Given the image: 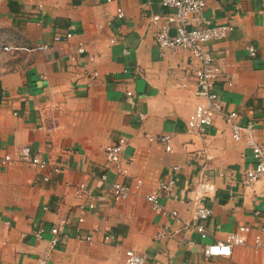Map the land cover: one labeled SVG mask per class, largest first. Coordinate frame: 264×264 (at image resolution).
Listing matches in <instances>:
<instances>
[{
	"label": "crops",
	"instance_id": "obj_1",
	"mask_svg": "<svg viewBox=\"0 0 264 264\" xmlns=\"http://www.w3.org/2000/svg\"><path fill=\"white\" fill-rule=\"evenodd\" d=\"M205 3V19L233 27L204 47L221 70L214 90L224 112L251 123L264 145V0ZM166 13L160 0H0V153L29 146L61 168L48 181L23 164L0 170V264H125L128 250L144 264H264L253 246L264 226V181L244 184L252 153L245 140H232L223 116L204 133L188 130L204 102L199 63L187 50L158 49L151 18ZM79 46L85 52L77 55ZM164 135L172 152L149 141ZM120 141L116 170L105 149ZM169 180L171 193L159 192ZM115 182L131 187L127 200L113 199ZM153 192L161 214L145 199ZM200 206L212 211L200 221L204 240L188 227ZM55 226L59 244L51 247ZM76 226L91 244L77 240ZM242 226L251 232L229 258L203 254Z\"/></svg>",
	"mask_w": 264,
	"mask_h": 264
},
{
	"label": "built area",
	"instance_id": "obj_2",
	"mask_svg": "<svg viewBox=\"0 0 264 264\" xmlns=\"http://www.w3.org/2000/svg\"><path fill=\"white\" fill-rule=\"evenodd\" d=\"M162 7L168 9V13L164 16L155 15L151 18L153 25L158 26L155 35V42L160 51L167 49H184L189 51L199 63L198 68L194 71L195 84L197 87L196 94L204 99L203 103L195 106L193 113L188 119L187 128L193 133H204L207 128L211 127L213 120L217 116H223L231 132V138L234 142H242L245 140L249 147L253 165L248 168L244 174V184L251 185L257 181H264V145L259 144L254 139L253 125H241L237 121L235 112H224L217 93L214 88L216 83L221 78V70L214 63L212 56L205 50L206 43L210 41L223 40L233 30V27L228 25H214L210 19H205L202 13L205 9V0H160ZM116 17L122 19L124 12L122 9H117ZM71 33H67L64 37L55 36V42H61L63 39H70ZM47 45H40L36 49L38 51L47 50ZM249 55L255 56V49L251 46L247 47ZM4 51L9 50L8 47H3ZM85 52L82 46L76 50L77 55ZM69 59L74 60L72 55ZM129 96L130 93H127ZM151 143L162 145L166 152H172L171 137L169 135L161 136L158 139L149 138ZM124 141H120L115 145L106 147V160L114 165L116 170H120V157L123 151ZM16 164L27 165L33 169L43 172V181H48L52 175L61 173L59 165L50 163L44 159L39 153L34 152L31 147L25 146L15 154L0 153V170L9 168ZM142 184L141 180L136 181L135 188L138 189ZM174 187V181L169 180L159 183L158 191L169 195ZM78 193L84 197L90 196V192L84 185H79ZM111 194L115 201L127 200L132 192L130 186L120 182H115L111 185ZM159 193L148 194L145 199L149 203L153 212L161 214L163 209L159 202ZM94 205L90 204L89 209H93ZM212 211L206 207L200 206L194 211L193 221L188 225L193 229L201 239L207 238V233L200 221L208 219ZM171 216L177 217V213L172 211ZM83 219H79L78 223H82ZM51 234L50 246L56 247L59 244V228L57 226L48 230ZM76 238L81 243L91 244V237L82 235L80 227L76 226ZM251 229L248 226L239 227L235 232L229 234L224 241L210 243L204 246L203 254L206 257H222L229 258L234 247H241L246 244L247 236ZM44 229L39 230L35 235L38 238L42 237ZM161 238L163 234L159 235ZM109 237H106L108 239ZM255 252H261L264 257V226L258 228L257 234L253 240ZM125 264H144L143 256L132 250L125 253Z\"/></svg>",
	"mask_w": 264,
	"mask_h": 264
}]
</instances>
